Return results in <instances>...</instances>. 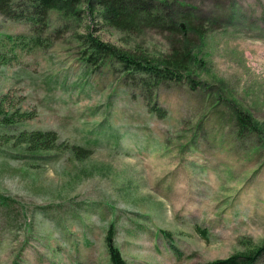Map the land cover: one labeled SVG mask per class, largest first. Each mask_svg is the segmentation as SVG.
I'll use <instances>...</instances> for the list:
<instances>
[{"label": "rangeland", "instance_id": "1", "mask_svg": "<svg viewBox=\"0 0 264 264\" xmlns=\"http://www.w3.org/2000/svg\"><path fill=\"white\" fill-rule=\"evenodd\" d=\"M168 2L206 28L205 66L200 86L151 96L118 62L87 67L81 35L160 61L182 39L164 26L119 30L85 2L37 33L0 13V123L19 116L0 124V264H110V224L128 264H201L264 239V0ZM236 112L260 131L238 136ZM32 130L55 132L51 148L15 142Z\"/></svg>", "mask_w": 264, "mask_h": 264}, {"label": "trees", "instance_id": "2", "mask_svg": "<svg viewBox=\"0 0 264 264\" xmlns=\"http://www.w3.org/2000/svg\"><path fill=\"white\" fill-rule=\"evenodd\" d=\"M83 2L87 6L98 8L107 24L119 30L135 31L150 25H162L173 36L180 35L182 38L178 44H173L170 51L158 61L120 51L114 45L103 42L90 33L83 34L81 35L82 44L85 46L83 62L87 67H96L106 60L110 65L118 62L124 75L127 78L138 79L150 96L154 88L157 89L159 85L166 82L187 81L192 88L200 86L201 81L193 79L192 70L205 66L201 56V46L207 30L201 23L194 21L196 15L191 11L181 12L180 16H177L178 12L176 15L166 12L171 5L168 0H0V13L8 18L28 23L37 33L47 27L51 9L68 15L75 13L78 5ZM18 38L21 39V36ZM41 42V37L36 35L29 37L27 41L23 40L22 45L39 46ZM146 103L149 105L150 112H157L161 116L156 104L150 105L147 101ZM16 117H19L17 113L4 115L1 118V126H13ZM235 122L238 136H243L247 132L260 131L258 122L246 112H236ZM14 139L17 144H26V150L37 152L51 148L50 144L56 140V134L53 131H20ZM113 230V224H110L104 237L109 262L110 264H128L114 242ZM196 231L206 239L204 230L196 227ZM164 234L167 235L166 232ZM245 242L250 244L249 239ZM179 254L177 250L176 255L179 256ZM262 256H264V239L260 244L249 246L243 251L201 264H256Z\"/></svg>", "mask_w": 264, "mask_h": 264}]
</instances>
